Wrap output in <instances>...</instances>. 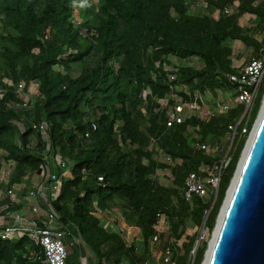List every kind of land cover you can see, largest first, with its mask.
I'll return each mask as SVG.
<instances>
[{
	"label": "trees",
	"instance_id": "trees-1",
	"mask_svg": "<svg viewBox=\"0 0 264 264\" xmlns=\"http://www.w3.org/2000/svg\"><path fill=\"white\" fill-rule=\"evenodd\" d=\"M81 1L0 0V168L14 161L11 186L26 178L37 181L47 161L42 136L32 127L47 122L51 153L71 162L69 174L59 172L62 189L53 207L79 238L80 253L94 264H150L161 218L165 230L156 245L164 254L171 253L189 226L201 229L206 217L204 229L213 231L264 96L261 82L249 120L238 126L239 133L243 127L246 133L238 135L228 154L217 193L186 201L187 176L225 157L228 127L239 121L243 109L167 128L166 117L145 95L147 88L159 98L168 91L166 74L155 64L173 65V58L198 61L200 67H179L177 84L213 95L217 89L230 90L227 75L236 74L232 44L253 48L255 57L262 48L264 0H203L206 13L196 15L191 6L201 0H92L97 13L82 24L88 36L73 23ZM225 8L232 11L227 14ZM245 15L254 17L250 29L239 26ZM21 82L25 90L38 84L34 100L29 108H11L22 103ZM197 128L200 144L226 142L223 151L212 156L196 148L192 131ZM87 131L91 137L85 141ZM159 150L177 163L158 161ZM167 169L173 177L170 186L157 176ZM106 211L139 229L141 239L129 244L121 230L104 228L98 214ZM197 239L194 235L183 243V254L171 253L174 264H187ZM28 243L0 242V264H39L27 259ZM205 247L195 252L193 264L202 263Z\"/></svg>",
	"mask_w": 264,
	"mask_h": 264
},
{
	"label": "built area",
	"instance_id": "built-area-1",
	"mask_svg": "<svg viewBox=\"0 0 264 264\" xmlns=\"http://www.w3.org/2000/svg\"><path fill=\"white\" fill-rule=\"evenodd\" d=\"M82 2L86 4L88 0H82ZM231 11V8H225V13L229 14ZM73 23L80 29L83 36L89 35L88 30L82 26L83 21L79 17L77 7H75ZM94 33V31L90 32L91 35ZM259 42L262 44V48L258 56L251 57L246 64L236 71V74L227 75L232 88L230 90L217 89L215 95L210 90L192 92L187 85L177 84L178 66L161 64L160 62L155 64L157 68L162 67L166 74L165 83L168 91L164 97L159 98L154 97L150 88H147L145 95L153 98L152 100L157 106L156 112L164 114L167 128L183 125L193 117L205 121L215 115H225L238 106L245 108L240 120L235 125H229L228 127L230 146L225 157L220 162H214L210 166L202 165L198 172H192L187 176L184 185V198L186 201H191L193 197L210 198V196L217 193L221 173L228 164V154L233 147L235 138L246 133V127H243L241 133H239L238 126L244 118H249L258 88L264 77V36L259 38ZM57 67V70L62 71L60 65H57ZM4 82L12 85L8 79H4ZM37 86L36 82L32 84L33 88H37ZM25 87L24 82L19 83L17 89L19 97L25 91ZM31 104V101L22 100V103L12 104L10 107L26 109ZM32 128L42 136L45 143V155L43 157L47 163L40 169L39 177L42 178V181L26 178L22 183L11 186L10 176L15 163L8 160L2 164L0 168V242L17 243L26 239L29 242L25 246L26 257L30 262L67 264L68 255L63 240L66 236L71 235V232L62 223L61 216L54 209L53 203L57 200L62 189L59 172L64 175L69 174L71 162L60 154L53 155L51 153L50 127L47 122L42 121L33 124ZM20 129L24 132L23 126H20ZM92 130H96L95 124H92ZM199 131V128L194 132L192 131V138L195 140L193 145L196 148L212 156H216L223 151L220 145L200 144L197 141ZM90 137L91 132L87 131L83 135V140L88 141ZM31 145L33 147L37 146L36 141H33ZM156 159L167 165L177 163L173 162L162 150L157 152ZM167 170L170 172L169 169ZM171 178L173 179L172 175ZM97 183L103 184V177H98ZM99 215L114 216L111 211L99 212ZM103 227L115 228L116 226L111 222L110 225L105 224ZM116 229L119 228L116 227ZM155 229L157 235L153 238L152 244H156L159 236L164 232L165 220L161 218ZM201 230L205 232V229L201 228ZM171 256V253L167 251L164 254L163 262L174 264ZM194 258L195 252H192L187 264H193ZM81 264L85 263L81 262Z\"/></svg>",
	"mask_w": 264,
	"mask_h": 264
},
{
	"label": "water",
	"instance_id": "water-1",
	"mask_svg": "<svg viewBox=\"0 0 264 264\" xmlns=\"http://www.w3.org/2000/svg\"><path fill=\"white\" fill-rule=\"evenodd\" d=\"M259 111L247 154L220 208L207 264H264V99Z\"/></svg>",
	"mask_w": 264,
	"mask_h": 264
},
{
	"label": "rangeland",
	"instance_id": "rangeland-1",
	"mask_svg": "<svg viewBox=\"0 0 264 264\" xmlns=\"http://www.w3.org/2000/svg\"><path fill=\"white\" fill-rule=\"evenodd\" d=\"M201 5L199 7H195V9L192 11L193 14H205V8L203 7V3L200 2ZM80 12H81V16L83 19H90L93 15H95L97 13V5L96 3H93L92 0H89V3H86V4H82V5H79L78 6ZM197 9V10H196ZM241 24V28L243 29H248V28H252L253 27V20H250V18L248 16H246L244 19L241 20L240 22ZM232 48H233V51H234V54L236 55L235 57V65L236 66H240V65H244L246 64L249 59L251 57H254L255 56V53L253 52V48L251 47H247L245 46L243 43L239 42V41H235L233 44H232ZM173 65H176L178 67H182V66H186V65H192V66H196V67H200V63L198 61H194V62H185L183 60H180V59H177V58H173ZM58 69V67H57ZM74 76H77V73H73ZM264 78L262 79V82L264 83ZM36 89L37 88H33L31 87L29 90H25L24 92H22L20 94V98L22 100H25V101H31L33 102L34 100V96L36 94ZM0 95H1V92H0ZM211 97V96H209ZM257 97V96H256ZM212 99V97H211ZM264 99V97H263ZM256 100V99H255ZM243 109V113H244V110L245 108L243 106H239ZM263 107V105H262ZM261 111H259L260 113ZM242 113V115H243ZM259 113L252 125V128H251V131H250V134L248 135L247 139H246V143L244 145V148L241 152V156H240V159H239V162L237 164V166L239 167L240 166V162L242 161L243 157H244V154L247 150V147H248V144H249V139L251 138L252 136V132L254 131L255 127H256V122L259 118ZM241 115V117H242ZM240 117V118H241ZM240 120V119H239ZM244 120H249V118H245ZM238 137L239 136H236V140L235 142L233 143L234 144V148L236 147V145L238 144ZM226 146V142H222L220 144V147L222 149H224ZM230 146V142L228 143V146H227V151H228V148ZM232 150V149H231ZM230 159V157H229ZM67 175V174H66ZM158 178H159V181L164 184V185H167V186H170L172 185V181L173 179L171 178V175H170V172L168 170H160L158 172ZM37 181H42V178H38L36 179ZM209 198V197H207ZM220 214V212H219ZM219 214L217 216V219L219 217ZM99 217L102 219L103 217L105 216H101L99 215ZM105 219H107L105 217ZM110 220L115 223V226L118 225V219H111ZM119 228V227H118ZM123 230H126L125 228H123ZM215 228L213 229V231L211 233H209L207 230L202 231L200 228H197V227H192V226H189L187 229H186V232L184 234V236L176 243V248H179V251L175 249V247L173 245V250L171 251V253L173 252H176L177 254L181 255L183 254V250L181 249L182 248V245L183 243H186L188 241V239H190L191 237H193L194 235H198V239H197V245H198V248H202L205 244H206V247H205V253H204V257H203V260H202V263L201 264H204L206 259H207V254L210 250V247H211V243L212 241L214 240V234H215ZM127 232H125L124 234L126 235L127 237ZM73 235V236H72ZM72 235H68L66 236V238H64L63 242H64V245L66 247V250H67V264H80L81 262V256H82V261H86L87 264H94V260L93 258H86L84 255H80V248H79V244L77 243V240L79 239L77 237V235L73 234ZM129 238V237H128ZM138 238L139 240L141 239V235H138ZM130 240V239H129ZM131 241V240H130ZM174 240L172 239L171 242H173ZM157 244V243H156ZM156 244H152V260L150 261V264H165L163 261V257H164V253L161 251L162 249L157 247ZM172 257V256H171Z\"/></svg>",
	"mask_w": 264,
	"mask_h": 264
},
{
	"label": "crops",
	"instance_id": "crops-1",
	"mask_svg": "<svg viewBox=\"0 0 264 264\" xmlns=\"http://www.w3.org/2000/svg\"><path fill=\"white\" fill-rule=\"evenodd\" d=\"M200 2H202L203 5H204L203 0H201V1H199L196 5L191 6V11H193V10L195 9V7H199V6L201 5ZM199 8H200V7H199ZM196 10H197V9H196ZM246 16H248V17L250 18V20H253V19H254V17L251 16V15H245L244 17H242V18L239 20V26H240V27H242L241 24H240L241 20L244 19ZM248 29H250V28H248ZM235 57H236V55L234 54V51H233V57H232L233 67L236 69V71H238L243 65L236 66L235 63H234V61H235ZM113 214H114V213H113ZM105 217H106L107 219H105ZM105 217H103L102 219L100 218L101 221H102L103 226H104L105 224H109V225H110V223L112 222V221L110 220V218H111V219H114V220H115V219H118V225H117L116 227H119V229L122 230V232H124V233L127 232V233H126V234H127V237H126L125 234H124V237H125L126 241H127L129 244L132 243L133 241H137V240H139L138 235H141L140 230L137 229V228H128V227H126V225L124 224L123 219H122L120 216L114 214V216L112 215V216H105ZM113 224L115 225V223H113ZM116 227H115V228H116ZM113 228H114V227H113ZM123 228H125L126 230H123ZM72 236H73V235H72ZM128 237H129V238H128ZM129 239H130L131 241H130ZM77 243H78V240H77ZM80 255H82V254L80 253ZM80 258H81V259H80L81 262L87 264L86 261H82V256H81ZM86 258H87V257H86ZM88 259H90V258H88ZM81 262H80V264H81Z\"/></svg>",
	"mask_w": 264,
	"mask_h": 264
},
{
	"label": "bare ground",
	"instance_id": "bare-ground-1",
	"mask_svg": "<svg viewBox=\"0 0 264 264\" xmlns=\"http://www.w3.org/2000/svg\"><path fill=\"white\" fill-rule=\"evenodd\" d=\"M255 130H256V127H255L254 131H255ZM254 131H253V134H252V136H251V140H252V138H253V136H254ZM251 140H250V142H251ZM250 142H249V144H250ZM249 144H248V146H249ZM247 150H248V147H247ZM247 150H246V152H245V154H244V158H245V156H246V154H247ZM244 158H243V160H244ZM242 162H243V161H242ZM222 216H223V214L221 215V218H222ZM215 233H216V232H215ZM215 236H216V235H214V238H215ZM213 243H214V240H213L212 243H211V249H212V247H213ZM209 257H210V252L207 254V259H206L205 264L208 263Z\"/></svg>",
	"mask_w": 264,
	"mask_h": 264
},
{
	"label": "clouds",
	"instance_id": "clouds-1",
	"mask_svg": "<svg viewBox=\"0 0 264 264\" xmlns=\"http://www.w3.org/2000/svg\"><path fill=\"white\" fill-rule=\"evenodd\" d=\"M88 3H89V0H88ZM84 5V3L81 1V3L79 4V5ZM78 5V6H79ZM78 6H75V7H77V9L79 10V8H78ZM75 11V10H74ZM79 17L81 18V20L83 21V18H82V16H81V12H80V10H79Z\"/></svg>",
	"mask_w": 264,
	"mask_h": 264
}]
</instances>
